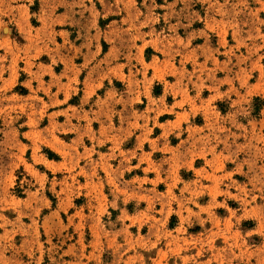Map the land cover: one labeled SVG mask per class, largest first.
I'll return each mask as SVG.
<instances>
[{
    "label": "rangeland",
    "instance_id": "374dc122",
    "mask_svg": "<svg viewBox=\"0 0 264 264\" xmlns=\"http://www.w3.org/2000/svg\"><path fill=\"white\" fill-rule=\"evenodd\" d=\"M0 264H264V0H0Z\"/></svg>",
    "mask_w": 264,
    "mask_h": 264
}]
</instances>
